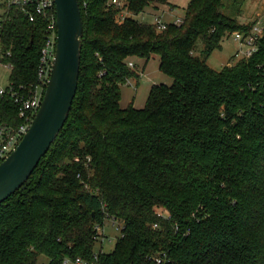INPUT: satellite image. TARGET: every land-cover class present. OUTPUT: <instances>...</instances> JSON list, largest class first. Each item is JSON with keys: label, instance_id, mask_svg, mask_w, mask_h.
I'll list each match as a JSON object with an SVG mask.
<instances>
[{"label": "trees", "instance_id": "obj_1", "mask_svg": "<svg viewBox=\"0 0 264 264\" xmlns=\"http://www.w3.org/2000/svg\"><path fill=\"white\" fill-rule=\"evenodd\" d=\"M229 1L191 0L182 23L162 30L131 15L169 0H79L78 91L47 155L0 204V264L42 255L48 264L95 255L99 264H264V33L251 57L213 69L208 58L226 37L257 28L225 14ZM46 27L16 10L5 20L16 87L37 83ZM153 56L172 86H153L142 110L122 109L129 59ZM0 118L20 123L1 97ZM108 219L124 223L122 236L96 254Z\"/></svg>", "mask_w": 264, "mask_h": 264}, {"label": "water", "instance_id": "obj_2", "mask_svg": "<svg viewBox=\"0 0 264 264\" xmlns=\"http://www.w3.org/2000/svg\"><path fill=\"white\" fill-rule=\"evenodd\" d=\"M57 44L42 105L21 143L0 164V204L30 179L69 119L79 87L84 22L79 0H54Z\"/></svg>", "mask_w": 264, "mask_h": 264}, {"label": "built area", "instance_id": "obj_3", "mask_svg": "<svg viewBox=\"0 0 264 264\" xmlns=\"http://www.w3.org/2000/svg\"><path fill=\"white\" fill-rule=\"evenodd\" d=\"M114 4H118L117 0H113ZM19 11L31 23H35L38 19H44L47 22L46 27V45L42 51L41 65L38 74V81L32 86L16 87L10 77L9 86L0 87V97L6 98L14 103L17 110V118L19 124H11L0 118V164L5 161L23 140L24 136L30 129L43 102L45 90L49 81L53 59L57 44V22H56V5L54 0H0V32L5 20L10 19L12 11ZM160 29H166L167 24L161 20L157 22ZM182 23L177 20L176 25ZM234 40L245 50L239 51L237 57H251L257 51V41L259 39L258 29L253 33L245 36L239 31L232 34ZM12 52L6 50L0 39V68L9 70L10 76L14 69L11 61ZM129 67L134 68V63L129 62ZM115 220V219H114ZM157 226H155L156 228ZM99 237H101L102 229L97 228ZM156 264H162L164 259L158 257L155 259ZM63 264H99L98 256H94V260L83 258L65 259Z\"/></svg>", "mask_w": 264, "mask_h": 264}, {"label": "rangeland", "instance_id": "obj_4", "mask_svg": "<svg viewBox=\"0 0 264 264\" xmlns=\"http://www.w3.org/2000/svg\"><path fill=\"white\" fill-rule=\"evenodd\" d=\"M225 14L236 17L242 23L256 22L259 34L264 33V0H246L243 5L236 4L232 0L227 3L226 8L223 10ZM127 16L126 13L123 14ZM134 19L138 22L154 25L161 20L162 22L172 23L175 18L185 17L182 10H177L172 16H164L161 19H156V13L153 8H147L140 15H134ZM203 45L200 43V50ZM246 48L236 42L233 36L226 37L222 42V49L215 50L208 58V64L215 70H221L226 64L234 59L235 55ZM200 54V52L198 53ZM240 59V57H238ZM129 62L134 63L133 71L135 74L127 81L126 84L121 86L122 99L121 108L128 109L134 107L137 110H142L147 104L151 89L153 86H172L173 79L164 74L160 70L159 56H153L149 61L132 57ZM10 72L7 69L0 68V87L9 86ZM124 223L120 220L108 219L104 223L101 231V237L96 243L95 253L100 252L111 253L118 239L122 236V229ZM49 259L42 255L37 264H48Z\"/></svg>", "mask_w": 264, "mask_h": 264}, {"label": "crops", "instance_id": "obj_5", "mask_svg": "<svg viewBox=\"0 0 264 264\" xmlns=\"http://www.w3.org/2000/svg\"><path fill=\"white\" fill-rule=\"evenodd\" d=\"M190 1L191 0H169L168 5H166L164 7H160L159 10L154 11L156 13V19H158V18L161 19L164 16H172L177 10H182L185 13ZM177 20H183V19L182 18H175V20L172 23H175ZM163 23L170 24V23H167L164 21H163ZM228 64H226V65H228Z\"/></svg>", "mask_w": 264, "mask_h": 264}]
</instances>
